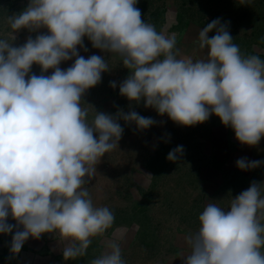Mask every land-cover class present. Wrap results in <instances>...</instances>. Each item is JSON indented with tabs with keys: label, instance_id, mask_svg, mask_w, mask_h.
Listing matches in <instances>:
<instances>
[{
	"label": "clouds",
	"instance_id": "clouds-1",
	"mask_svg": "<svg viewBox=\"0 0 264 264\" xmlns=\"http://www.w3.org/2000/svg\"><path fill=\"white\" fill-rule=\"evenodd\" d=\"M137 3L29 0L5 19L7 31H0V233H12L13 256L30 237L51 233L63 245V259L74 261L114 222L109 207L94 204L87 185L101 158L118 149L124 131L119 121L138 130L156 122L134 110L97 112L83 102L86 91L111 71L109 59L129 71L119 83V94L128 101H143L145 108L185 127L215 115L248 147L264 138V59L243 54L220 18L198 33L195 43L207 50L205 58H178L175 34L168 25L157 30L146 22ZM21 29L39 34L14 46ZM85 38L108 57L79 55L78 49L88 51ZM73 58L71 66L59 67ZM33 65L41 74L32 73ZM49 69L51 74L44 75ZM109 86L115 89L117 82ZM183 151L177 146L167 159L176 161ZM262 164L247 158L235 162L241 171ZM262 221L264 182H251L227 209L209 200L197 232L186 237L190 252L183 264H264ZM107 247L90 264H126L119 243Z\"/></svg>",
	"mask_w": 264,
	"mask_h": 264
},
{
	"label": "crops",
	"instance_id": "crops-1",
	"mask_svg": "<svg viewBox=\"0 0 264 264\" xmlns=\"http://www.w3.org/2000/svg\"><path fill=\"white\" fill-rule=\"evenodd\" d=\"M136 7L145 10L142 11L143 19L154 24L157 30L165 25L169 26L168 32L174 33L176 42H179L181 52L178 56L182 58L197 60L206 57L207 50L200 49L195 41L203 27L212 20L220 18L221 23H228L233 43L239 45L243 54L258 55L264 59V0H250L249 5L241 4V0H138ZM214 34V31L210 32L209 37ZM132 103L139 105L141 102ZM190 129L192 131L187 133L186 147H184L185 143L183 147L209 148L213 152L212 164L208 168H203L212 172L207 171L210 176L206 179L200 178L202 192L196 195V207L191 205L189 209V205L184 206L185 201L176 203L175 206L170 203L164 213L167 214V222L175 220L173 226L180 228L185 223L190 224L188 218L192 217L189 210L197 208L198 211L192 218L195 222L190 224L191 231L195 234L199 227L198 216L209 200L217 201L221 207L227 209L231 198L246 190L251 182H264V164L249 171H241L235 166V162L240 158H247L248 161H264V138L255 147L241 145L235 139L234 131L222 125L215 115L210 116L203 123L190 126ZM226 170V173L230 172V174L221 176V172ZM140 216V220L133 217L130 224L133 226V239L129 237L130 232L125 235L126 229L121 234L122 243L130 244L121 248L122 257L129 259L130 263H150L156 260L155 256L159 249L160 252L164 249L166 253L173 249L176 259L181 257L179 251L181 253L182 248L190 250L186 240L182 241L176 234L169 238L171 242L169 241L168 244H160L158 221L161 224L165 220H157L155 207L148 208V211L144 210ZM8 223L14 224L15 221L9 217ZM166 230L167 226L164 229L165 234ZM188 232L189 230L186 229V233ZM11 238L12 233L7 235L0 233V264H68L69 262L63 259V245L54 234H42L39 239L30 237L15 256L10 252ZM94 241L92 238L87 254L74 260L73 264H90L89 259L94 258L93 254L88 258L90 248H93L95 253L101 254L102 245ZM168 255L172 254L169 252L163 257L166 258Z\"/></svg>",
	"mask_w": 264,
	"mask_h": 264
},
{
	"label": "rangeland",
	"instance_id": "rangeland-1",
	"mask_svg": "<svg viewBox=\"0 0 264 264\" xmlns=\"http://www.w3.org/2000/svg\"><path fill=\"white\" fill-rule=\"evenodd\" d=\"M28 3L29 0H0V31H7L5 25L7 15L19 13L27 7ZM142 11L145 10H141L142 16H144ZM147 17L145 16V18ZM40 32H46V29H41ZM38 34L39 32L29 33L26 29H21L17 34L16 41H14V46L22 45L28 36L31 35L32 38H35ZM84 45L88 51L78 49L79 55L85 58L93 54L108 57L107 53L92 48L91 43L86 38ZM176 48L180 54L179 42H176ZM178 58L182 57L178 56ZM74 59L62 62L59 67L66 69L74 63ZM108 63L112 68L111 71L103 73L102 81L86 91L82 98L83 102L86 105H91L97 112L112 115L121 109L125 113L134 110L144 117H151L156 123L148 129L138 130L135 124H126L123 120L119 121L124 128L122 138L119 140V147L101 158L96 165V175L87 185L94 204L109 207L115 217L112 226L102 236L94 237V240L102 245L101 253L109 250L107 245L112 241L119 243L121 248L130 245L126 242L122 243L121 234L123 230L126 229L124 231L126 236L130 232L129 237L133 239V226H130L133 217L140 220V214L144 210L148 211V208L151 207L156 208L157 220H165L161 224L158 221L161 245L171 242L169 238L173 234L178 235L182 241L186 240L188 235L194 234L190 224L195 222L192 218L196 215L197 208L189 210L192 217L188 218L190 224L185 223L180 228L173 226L172 223L175 220L167 222V214L164 211L169 208L170 203L175 206L176 203L183 201H185L184 206L189 205V209L191 205L196 207V195L198 192H202L200 188L202 180L200 178L205 177L204 179H206L210 176L207 171L212 172L206 168L212 164L213 152L209 148H191L190 146L184 148L188 140L186 139L187 133L192 131L190 126L178 125L166 115L159 116L154 109L145 108L143 101L139 105H134L121 96L119 83L129 75V71L118 60L109 59ZM51 71L49 69L44 75H50ZM32 73L41 74L38 65L32 66ZM110 81L117 82L115 89L109 86ZM91 119L92 113L89 110L88 120L91 121ZM184 143V151L179 159L176 161L168 160V153L177 146H183ZM226 172L227 170L221 172V176L230 174V172L229 174ZM184 206L182 205V208ZM165 225L167 226L166 234L164 232ZM173 229L177 231H172ZM186 229L189 230L188 233H186ZM192 229L194 231L193 226ZM109 231L110 233H108ZM172 250L166 253L164 249L161 252L159 249L155 256L156 260L146 264H183L184 257L190 252V250L182 248L181 253L179 251L181 257L176 259ZM88 252V258L91 257V254L94 256L93 259L100 255V252L95 253L93 248H90ZM169 252L172 255L166 256L167 259L163 257ZM123 259L126 264H134L130 263L126 257ZM73 262L69 260L68 264H73Z\"/></svg>",
	"mask_w": 264,
	"mask_h": 264
}]
</instances>
